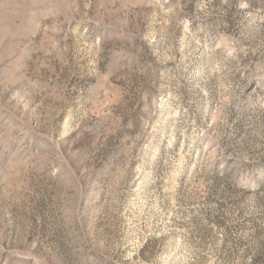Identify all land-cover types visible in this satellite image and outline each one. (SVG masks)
Wrapping results in <instances>:
<instances>
[{
	"label": "rangeland",
	"instance_id": "rangeland-1",
	"mask_svg": "<svg viewBox=\"0 0 264 264\" xmlns=\"http://www.w3.org/2000/svg\"><path fill=\"white\" fill-rule=\"evenodd\" d=\"M0 264H264V0H0Z\"/></svg>",
	"mask_w": 264,
	"mask_h": 264
}]
</instances>
